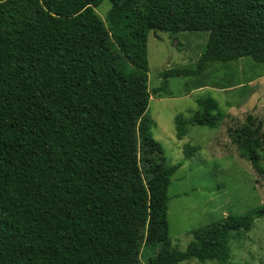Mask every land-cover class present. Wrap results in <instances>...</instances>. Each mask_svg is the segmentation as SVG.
<instances>
[{
  "label": "trees",
  "instance_id": "16d2710c",
  "mask_svg": "<svg viewBox=\"0 0 264 264\" xmlns=\"http://www.w3.org/2000/svg\"><path fill=\"white\" fill-rule=\"evenodd\" d=\"M105 1L106 22L97 14ZM208 32L193 69L264 65V0H0V264L226 263L233 235L250 232L264 206L193 232L186 251L169 236L170 166L148 116L151 32ZM217 102H198L188 126L217 129ZM253 172L264 175V123L229 130ZM198 148L186 145L191 160Z\"/></svg>",
  "mask_w": 264,
  "mask_h": 264
},
{
  "label": "rangeland",
  "instance_id": "374dc122",
  "mask_svg": "<svg viewBox=\"0 0 264 264\" xmlns=\"http://www.w3.org/2000/svg\"><path fill=\"white\" fill-rule=\"evenodd\" d=\"M111 9V3L105 1L96 12L106 22ZM208 39V32L159 31L151 32L148 39L151 133L170 166L184 165L169 189V236L179 251H186L194 241V231L264 206V175L253 172L229 135V130L242 126L248 116L264 123V65L250 59L210 64L200 77L171 78L166 93L154 94L163 86V72L196 67ZM208 98L230 118H222L217 129L188 126L186 137L178 140L177 117L190 120L198 111V102ZM186 145L198 148L191 160L185 158ZM230 247L226 263L191 260L183 264H264V218L255 219L250 232L233 235ZM154 254V247L143 248L141 262L147 264Z\"/></svg>",
  "mask_w": 264,
  "mask_h": 264
}]
</instances>
